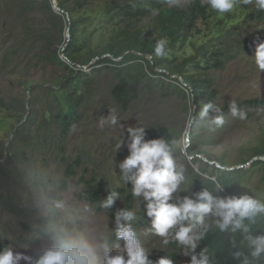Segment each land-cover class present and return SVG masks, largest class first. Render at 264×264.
Wrapping results in <instances>:
<instances>
[{
  "label": "trees",
  "instance_id": "16d2710c",
  "mask_svg": "<svg viewBox=\"0 0 264 264\" xmlns=\"http://www.w3.org/2000/svg\"><path fill=\"white\" fill-rule=\"evenodd\" d=\"M175 1L105 0L100 13H86L75 17L76 8L89 12L95 8V0H75L73 5L71 0H57L60 13L53 8V0H28V7L35 8L41 3V14L47 26L37 35V40L42 45L45 41V47L49 49L45 50L42 46V59L63 72L49 84L44 103L37 105L38 97L29 100L30 112L5 147L8 156L0 163V176L11 174L20 182L22 178L31 180L45 191L47 197L53 199H57L59 192L68 188L71 179L80 176V182L85 186L79 193L81 200L97 205L110 218L118 209V204H121V208L132 209L136 198L131 195L130 189L111 185L106 178L90 170V164L82 157L68 161L65 155L70 133L81 122L83 108L93 90V78L85 70L77 69V65L88 64L98 57L97 66L102 65L113 73L111 92L122 108H129L136 103L143 91L160 89L166 96L182 98L185 112L194 116L187 153L195 155L193 162L198 164V171L193 166L190 167V196L207 188L214 196H238L249 192L264 201V158H259L264 157V136L259 138L238 163L231 164L224 155L215 158L222 166L234 167L233 169H222L196 156L206 153L208 146L224 138L235 128L236 118L229 109L230 102L220 101L218 90L213 88L211 71L224 68L237 54L255 48L254 43H240L241 36L251 23L264 22V9L258 8L255 0L249 3L236 0L233 11L220 14L204 0H192L186 5H175ZM79 24L84 28L83 33L89 31L90 35H94L101 32L106 37L105 43L96 50L90 49L85 55H78L83 49L78 45L81 30ZM67 28L70 39L63 51L65 60L56 46L63 41V32ZM25 36L28 40V29L25 30ZM161 38L168 40L166 55L156 56L155 45ZM18 46L13 55H18ZM92 67L94 72L102 70V67ZM262 102L264 99L236 103L237 113L242 110L244 103L255 105ZM209 103L221 108L223 124L211 122L214 115L211 109L207 117L201 115L205 105ZM6 106L9 107L5 102H0V109ZM40 106L42 108L38 109ZM17 108L20 111L25 109L24 103L19 102ZM158 137L164 138L171 150L179 138L176 130L167 125L147 131V138ZM51 151L60 155L64 165L59 184L53 188L51 181L40 178L38 171L32 167L34 160L42 152L50 154ZM126 152L124 154L128 155ZM43 161L48 160L43 158ZM247 164L249 165L246 166ZM29 168L33 172L30 175L27 172ZM113 189L119 192L120 198L112 210H105L100 206L101 202L107 192ZM23 208V214L31 217L34 228H37L42 222L39 209L32 208L28 203ZM142 212L145 213V208ZM251 229L254 233L264 232V216L257 217ZM242 239L243 235L239 230L235 233L220 232L211 222L197 252L207 248L212 264H242L243 257L235 255L238 251L248 255V249L241 243ZM4 246L7 244L0 239V248ZM164 255L179 264L183 250L167 249L151 259L156 260ZM259 264H264V259Z\"/></svg>",
  "mask_w": 264,
  "mask_h": 264
},
{
  "label": "rangeland",
  "instance_id": "374dc122",
  "mask_svg": "<svg viewBox=\"0 0 264 264\" xmlns=\"http://www.w3.org/2000/svg\"><path fill=\"white\" fill-rule=\"evenodd\" d=\"M74 1L71 0L70 3L73 5ZM190 1L192 0H176L174 4L186 5ZM104 2L105 0H95V8L89 12L76 8L74 16L80 17L86 13L96 15L104 8ZM56 11L60 13L59 9ZM41 12V3L33 8L28 7V0H0V102L9 105L0 109V163L8 156L5 147L14 138V131L30 112L29 100L38 97L37 105L44 103L45 91L49 84L63 72L59 67L42 59V46L45 50L49 49H46L45 41L42 45V42L37 40V35L47 27ZM79 27L81 30L78 45L83 49L78 55H85L90 49L96 50L105 43L106 37L101 32L90 35L89 31L83 33L84 28L81 24ZM26 29L30 33L28 40L25 36ZM53 35L55 36V33ZM257 38H264V22L251 23L248 29L242 32L240 43L249 45ZM69 39L70 33L67 28L63 32V41L56 46L64 59L63 51ZM17 45H19L18 55H13ZM253 54L254 49L244 51L237 54L236 58L230 60L224 68L211 71V76L214 78L213 88L218 90L222 103L232 101L243 103L250 99H264V71L256 67ZM98 59L95 57L88 64L77 65V69L85 70L93 78V90L83 108L81 122L68 138L65 154L68 161L80 156L90 164V170L106 178L111 185L119 184V187L125 186L130 189V185L120 182L118 168L119 162L127 156L124 154L127 149L125 147L117 150L121 141L126 139L127 128L143 126L148 131L153 127L167 125L173 127L179 137L171 151L177 166L184 168L185 180L180 186V193L176 195H189L190 167L193 166L198 171V164L193 162L195 155L186 152L190 143H186L185 138L192 117L190 112H185L182 98L166 96L160 89L153 92L143 91L136 103L129 108H122L111 92L113 73L104 69L102 65L97 66ZM94 65L102 67V70L94 72L92 69ZM19 102L24 103L25 109L22 108L20 111L17 108ZM242 105V110L234 116L236 125L233 131L208 146L206 153L196 154L198 157L215 162L216 157L224 155L231 164H235L246 155L245 153L258 142L259 138L264 136V102ZM41 108L40 106L38 109ZM113 114L118 119L117 124L105 123L104 121ZM43 158L48 161H43ZM32 167L38 171L40 178L51 181V188L59 184L64 169L60 155L55 151H51L50 154L42 152L34 160ZM27 172L28 175L33 173L31 168L27 169ZM79 177L71 179L68 188L59 192L57 199L65 200L81 211L90 210L91 223L86 227L107 234L115 243L114 232L110 229L114 226L111 223L112 218L99 210L97 205L79 198L80 191L85 188ZM41 195L47 197L45 191L43 192L31 180L22 178L20 182L11 174L0 176V239L7 245L13 246L14 250L25 252L27 255H36L44 245L31 238L30 233L34 228L32 218L23 214V207L28 203L32 208L39 209L37 201ZM145 203L136 198L132 209L136 211L137 219L133 222V227L150 257L167 249H181L171 241V238H169L170 242L165 244L164 238L149 231L148 218L142 212ZM119 208L121 204H118ZM189 259L183 256L179 264H188ZM21 264L24 262L22 261Z\"/></svg>",
  "mask_w": 264,
  "mask_h": 264
},
{
  "label": "clouds",
  "instance_id": "9594fccd",
  "mask_svg": "<svg viewBox=\"0 0 264 264\" xmlns=\"http://www.w3.org/2000/svg\"><path fill=\"white\" fill-rule=\"evenodd\" d=\"M249 2L251 0H245V3ZM206 3L220 14L229 13L236 7V0H206ZM255 4L264 9V0H255ZM167 44V38L156 42V56L166 55ZM254 44L252 56L255 65L264 71V39L257 38ZM209 109L214 113L211 122L223 124L221 108L211 103L205 105L201 115L207 117ZM229 109L233 116L237 115L234 101L229 103ZM104 122L116 125L118 119L113 114ZM189 131L186 133V143H190ZM125 147L128 155L118 164L120 182L130 185L134 198L146 202L145 216L149 231L164 238L165 244L171 238L183 250V256L190 258L188 264H212L207 248L197 252L209 231V220L220 232L235 233L239 230L242 233L241 243L248 249V255L239 251L235 253L238 258L243 257L242 264H259L264 259V232L254 233L251 229L257 217L264 216V201L249 192L238 196H214L207 188L194 196L176 195L180 193V186L185 180L184 168L177 166L170 145L164 138L149 139L145 127L129 126L126 139L121 141L117 150ZM209 161L210 164L221 165L216 160L215 163ZM217 187L223 190L221 186ZM119 198V192L113 189L107 192L100 206L112 210ZM37 205L42 222L31 230L30 236L44 246L36 255L16 251L11 245L4 246L0 248V264H21L22 261L24 264H175L165 255L151 259L156 254L150 257L133 227L137 219L134 209L123 207L113 212L111 223L114 226L110 228L115 236L113 243L107 234L86 227L91 223L90 210L84 212L65 200L43 195L39 197Z\"/></svg>",
  "mask_w": 264,
  "mask_h": 264
},
{
  "label": "water",
  "instance_id": "95a60500",
  "mask_svg": "<svg viewBox=\"0 0 264 264\" xmlns=\"http://www.w3.org/2000/svg\"><path fill=\"white\" fill-rule=\"evenodd\" d=\"M53 8L55 9V10H60V8L58 7V5H57V1L56 0H53ZM194 117V116H193ZM192 122V121H191ZM190 127H191V123H190ZM207 162H210L209 160H206ZM211 163H215V162H211ZM218 167H221V168H224L223 166H221V165H217ZM229 169H233L232 167H230Z\"/></svg>",
  "mask_w": 264,
  "mask_h": 264
},
{
  "label": "built area",
  "instance_id": "2783aa9c",
  "mask_svg": "<svg viewBox=\"0 0 264 264\" xmlns=\"http://www.w3.org/2000/svg\"><path fill=\"white\" fill-rule=\"evenodd\" d=\"M186 141H188V137H186V139H185Z\"/></svg>",
  "mask_w": 264,
  "mask_h": 264
}]
</instances>
